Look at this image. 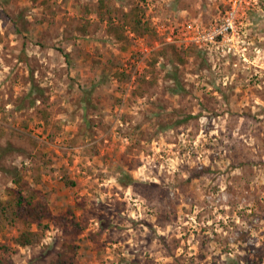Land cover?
Masks as SVG:
<instances>
[{"label": "rangeland", "instance_id": "1", "mask_svg": "<svg viewBox=\"0 0 264 264\" xmlns=\"http://www.w3.org/2000/svg\"><path fill=\"white\" fill-rule=\"evenodd\" d=\"M104 1L155 33L119 40L99 0H0V199L19 168L53 214L29 246L5 222L0 256L264 264V0ZM232 10L235 32L190 41Z\"/></svg>", "mask_w": 264, "mask_h": 264}, {"label": "trees", "instance_id": "2", "mask_svg": "<svg viewBox=\"0 0 264 264\" xmlns=\"http://www.w3.org/2000/svg\"><path fill=\"white\" fill-rule=\"evenodd\" d=\"M100 9L105 10L102 13L109 18L107 23L108 32L113 34L119 40L127 38L126 33L133 32L141 37L154 34L155 29L148 20L143 17V12L140 6H135L129 11L111 10V7L105 3L104 0H99ZM89 24H84L82 31L86 32ZM21 29V28H20ZM19 27L16 30H20ZM197 46V45H196ZM161 55L165 52L161 51ZM158 61L157 57L153 58L151 65L155 66ZM127 74L125 72L116 73L115 76L124 78ZM145 82V79H142ZM140 87V86H139ZM4 135V129L0 126V137ZM5 153V152H4ZM1 168V167H0ZM7 173L12 176V187L7 188L6 197L0 199V234L3 233L5 222L16 223L21 222L27 225V229H20L18 236L15 238V243L19 246H29L35 243L37 232L33 230L34 225H42L46 219H53V214L49 202L36 187H24V173L19 168L13 170L6 169ZM66 185H74V181L67 179ZM121 182L125 185H132L133 188L141 193L144 197H149V192L153 193L159 189V184L156 182H139L131 175L126 176V180ZM62 220V221H61ZM63 224L67 225V220L61 219ZM0 250L8 253L10 247L8 244H0ZM68 257L66 252L58 251L54 264H68ZM0 264H9L5 256H0Z\"/></svg>", "mask_w": 264, "mask_h": 264}, {"label": "built area", "instance_id": "3", "mask_svg": "<svg viewBox=\"0 0 264 264\" xmlns=\"http://www.w3.org/2000/svg\"><path fill=\"white\" fill-rule=\"evenodd\" d=\"M235 27L236 12L232 10L220 22H215L205 28H198V31L190 38V41L202 49H208L216 44L220 38L235 32Z\"/></svg>", "mask_w": 264, "mask_h": 264}]
</instances>
